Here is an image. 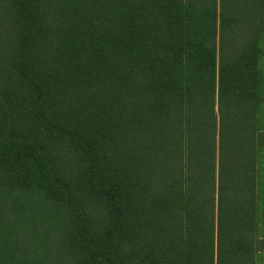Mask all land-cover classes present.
Returning <instances> with one entry per match:
<instances>
[{
    "label": "trees",
    "instance_id": "1",
    "mask_svg": "<svg viewBox=\"0 0 264 264\" xmlns=\"http://www.w3.org/2000/svg\"><path fill=\"white\" fill-rule=\"evenodd\" d=\"M264 0H0V264H256Z\"/></svg>",
    "mask_w": 264,
    "mask_h": 264
},
{
    "label": "crops",
    "instance_id": "2",
    "mask_svg": "<svg viewBox=\"0 0 264 264\" xmlns=\"http://www.w3.org/2000/svg\"><path fill=\"white\" fill-rule=\"evenodd\" d=\"M259 37V113H258V129L264 133V65L262 66L261 58L264 60V47L260 45ZM256 193H257V236L262 242L259 251L256 254V264H264V145L258 148L257 159V178H256Z\"/></svg>",
    "mask_w": 264,
    "mask_h": 264
},
{
    "label": "rangeland",
    "instance_id": "3",
    "mask_svg": "<svg viewBox=\"0 0 264 264\" xmlns=\"http://www.w3.org/2000/svg\"><path fill=\"white\" fill-rule=\"evenodd\" d=\"M260 36H263V37L260 38V45H261V47H264V34H262ZM261 63H262V66H263L264 65L263 58H261Z\"/></svg>",
    "mask_w": 264,
    "mask_h": 264
}]
</instances>
